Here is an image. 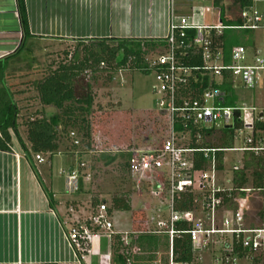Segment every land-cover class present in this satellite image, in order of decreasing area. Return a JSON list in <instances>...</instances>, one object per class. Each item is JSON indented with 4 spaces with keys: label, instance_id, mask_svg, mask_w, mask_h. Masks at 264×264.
<instances>
[{
    "label": "built area",
    "instance_id": "2783aa9c",
    "mask_svg": "<svg viewBox=\"0 0 264 264\" xmlns=\"http://www.w3.org/2000/svg\"><path fill=\"white\" fill-rule=\"evenodd\" d=\"M210 2L211 0H201ZM172 2V1H171ZM170 2V7L172 3ZM241 23L237 27H228L222 24L197 25L190 24L188 18L175 16L172 9L169 11V22L166 45L158 52H153L146 61L147 69L152 73L155 87L152 93L156 97V109L165 117V136L161 144L156 148L143 150H130L127 159V173L135 186L136 195L140 194L142 186L150 195H155L156 202L161 205L156 211V216L150 217L154 229H143L139 232H131L135 235L149 232L162 235L167 239V264H193L203 259V255L212 252L214 247H224L220 258H214L215 264H239L247 262L257 254H264V209L261 210L263 222L260 225H246L244 205L251 189H240L239 194L231 199L236 205L235 209H229V202L224 203L223 197L230 198L227 194L230 187V178L223 179L222 169H217V154L221 153H250L259 156L263 160L264 146L253 143L251 129L254 119L259 118L258 111L253 107L241 105L239 107H218L213 102L221 97L218 90L207 89L197 98H177V89L182 86L188 77L195 71L219 76L221 71H226L231 77H239L244 87H251L257 82L264 72V56L250 57L241 46H235L230 51V64L222 66L219 62V53L212 52L210 35H220L224 29H240L255 31L264 25V16L243 9L239 13ZM192 31L189 43L184 42L187 32ZM200 49V57L203 62L199 68L185 67L178 63V57L186 47ZM249 61V65H241ZM179 101V103H178ZM238 112L237 119L241 122V128L234 130L233 139L239 141V147L231 149L207 148L201 146H187L189 138L195 143L201 139L202 126L216 123V128L230 126L233 113ZM179 121L178 132H175V123ZM72 136V133L69 134ZM76 145L77 141H73ZM193 154L198 155L201 161H205L202 169H195ZM37 164L43 162L40 155H34ZM241 160L235 161L230 171L240 168ZM84 164H79L78 169L59 171L63 177V187L66 194L77 191V180L87 181L89 176L83 175L81 169ZM218 176H222L221 180ZM226 184L227 186H224ZM188 192L192 195L193 206L191 210L176 211L175 198L179 193ZM242 206V207H241ZM104 203L96 206L95 211L89 216L87 225L75 224L66 230V241L77 259H82L86 254L92 253L91 242L97 241L101 231L112 235L111 223L105 213ZM152 218H160L154 220ZM186 223V230L176 228L177 223ZM143 222V227H144ZM181 235L187 237L191 260L189 262L175 261L172 255L173 240ZM235 239L239 242L241 250L248 252V256L241 258L232 256L228 240ZM120 241L130 254H137V249L129 244L127 233H122Z\"/></svg>",
    "mask_w": 264,
    "mask_h": 264
},
{
    "label": "trees",
    "instance_id": "16d2710c",
    "mask_svg": "<svg viewBox=\"0 0 264 264\" xmlns=\"http://www.w3.org/2000/svg\"><path fill=\"white\" fill-rule=\"evenodd\" d=\"M228 2L234 9V14L230 18L222 20V24L228 27H237L241 20L239 13L243 9L250 8L253 0H211L212 6L219 2ZM17 14L21 27V41L18 48L11 56H7L0 60V151L8 152L11 137L14 136L17 145L22 151V157L33 169L32 159L34 155H45L50 159L59 152V147L64 146V142H68V146L63 147L61 153H69L73 156L77 151L76 163L73 168L78 169V156L85 154L90 149V124L88 117L92 113V104L94 93L91 91V84L100 79L111 82L113 74L119 71L139 72L149 74L147 69L148 62L146 59L154 52L155 49L164 48L165 39H94L84 42H77L76 48L80 51L78 59L74 56L66 63H58L56 67L49 71L47 75L39 80L30 83L33 89V100L40 109L35 110L21 123H16V115L19 109L13 100V92L5 85L4 72L7 61L15 57L24 48V43L29 39L25 28V17L23 12L22 0H16ZM240 29H224L220 35H210L212 42V52L219 53V64L228 66L230 64V51L237 46L231 44V32ZM249 31V30H248ZM193 35L192 31L187 32L184 42L189 43V38ZM242 47V46H241ZM243 48L246 47L243 45ZM182 55L178 57V63L185 67L199 68L203 62L200 57V49L186 47L182 51ZM264 81V72L261 75ZM217 80V81H215ZM207 89H216L222 93V96L215 100L213 104L220 107L234 108V95L232 87V77L226 71H221L219 76L205 74L201 71H195L186 82L177 89V98L194 99ZM19 95V94H18ZM22 95V94H21ZM179 103V101H178ZM50 108L54 110L51 117H45L42 109ZM236 108V107H235ZM238 112L233 113L230 126H223L218 129L208 128L201 131V139L197 143L190 137L187 146H202L207 148H234L235 140L233 139L234 130L241 128V122L237 119ZM18 124V125H17ZM179 121L175 123V132L180 130ZM21 125L28 148L19 138L16 128ZM75 132H74V131ZM72 133V136L69 134ZM251 139L253 143H260L264 146V110L260 112L259 118L254 119L251 129ZM73 141H77L74 145ZM79 149L81 153L78 152ZM64 151V152H63ZM32 156V157H31ZM217 169H222L223 156L217 154ZM123 163L119 166L120 172L125 173L127 179L131 181L127 173V159L129 154H122ZM100 160L104 161V165L111 164L115 160V156H101ZM193 163L195 169H202L205 161H201L198 155L193 154ZM83 164V163H82ZM79 170V169H78ZM83 175L84 167L81 169ZM88 175V174H87ZM230 187L232 190L227 193L230 198L223 197L224 203L229 202V209H235L236 205L231 201L234 196L240 195L239 190L249 188L251 192L264 194V168L263 160L259 156H253L250 153H243L240 162V168L231 172ZM131 189L135 186L131 181ZM82 185V177L77 180V191ZM141 191H145L142 186ZM126 193H114L109 198V205L106 206L105 213L107 218L113 212H129L130 196ZM136 194V191H135ZM264 197V195H263ZM192 195L188 192H182L175 198L176 211L191 210L193 206ZM91 207H96L104 203L94 200L90 202ZM235 205V206H234ZM263 222L262 215L258 218ZM87 225V222H85ZM137 227V226H135ZM141 228V229H140ZM176 228L186 230V223H177ZM131 232H139L143 230L142 224L133 228ZM140 229V230H137ZM127 233L129 244L137 249V254H130L129 250L123 247L120 237L121 233H114L110 236V254L116 264H152V261L158 256V252L164 255L163 261L160 263L167 264V239L162 235H155L147 232L135 234L134 236ZM66 236V231H64ZM231 254L241 258L248 256V252L241 250L239 242L235 239L228 240ZM172 255L175 261L189 262L191 254L189 243L185 235L173 240ZM78 257V256H77ZM158 258V257H157ZM251 264H264V254H257L251 259Z\"/></svg>",
    "mask_w": 264,
    "mask_h": 264
},
{
    "label": "crops",
    "instance_id": "0c3cea01",
    "mask_svg": "<svg viewBox=\"0 0 264 264\" xmlns=\"http://www.w3.org/2000/svg\"><path fill=\"white\" fill-rule=\"evenodd\" d=\"M190 1L192 0H22L25 28L30 37L27 44L40 42V45L48 46L111 38L164 39L170 8L175 16L188 18L190 24L197 25L222 24V20L234 14V9L226 1L200 12L192 8ZM256 3H264V0H253V8ZM257 39L255 36L250 40L247 37L249 41L245 45V51L248 57L264 56V39L260 42ZM20 41L21 27L16 0H0V60L11 56ZM14 59L15 57L7 61L4 72L6 86L7 81L13 77L8 75L7 69ZM260 78L261 75L257 82ZM10 90L19 109L15 122L20 123L18 116L25 111L27 105L22 100H15L19 91L15 88ZM22 103L24 105L19 106ZM36 109L40 108L36 107L34 111ZM262 110L264 109H257L259 114ZM42 112L45 117L54 114L49 108L42 109ZM16 131L28 148L21 125L17 126ZM9 135V151H0V264H116L110 254V236L105 231L100 232L97 241L91 242L93 252L82 259H77L66 241L64 231L75 224H84L95 211L96 207L90 205L94 198L99 202L108 201L107 197L100 194L95 197L92 189L84 184L75 192L74 197L66 198L63 195V179L60 187L53 177L52 168L56 163L59 166L66 163L59 171L69 170L76 163L77 152L71 156L59 151L50 159L39 154L44 159L43 162L37 164L32 159L31 169L22 157L14 136L11 132ZM63 155H68L75 163L65 162L67 156ZM47 160L48 166L41 169ZM118 214L121 212H113L108 218L112 234L130 232L131 222L122 223V218H115ZM260 224L262 222L256 218L253 225L249 226ZM123 227L128 230H123ZM209 255L207 252L203 257H207L209 261ZM152 264L163 263L156 257Z\"/></svg>",
    "mask_w": 264,
    "mask_h": 264
},
{
    "label": "rangeland",
    "instance_id": "374dc122",
    "mask_svg": "<svg viewBox=\"0 0 264 264\" xmlns=\"http://www.w3.org/2000/svg\"><path fill=\"white\" fill-rule=\"evenodd\" d=\"M190 4H192V8L199 12L206 8L212 9V5L209 2L204 3L201 0H192ZM252 8L253 4L249 9L264 16V3H256L254 10ZM230 34L232 36L231 44L243 47L253 36L258 37V42L264 39V25L261 24V27L255 31L237 30ZM212 35L216 36L214 32H212ZM247 37L249 40H247ZM75 48V43H56L48 46L40 45V42L27 44L26 41L24 43V48L15 56V59L10 63L11 66H8L7 69L9 70L8 75L11 74L13 76L12 79L7 81V86L9 89L14 90L15 88L19 91V95L14 97L15 100H22L27 105V107L25 106V111H22V114L20 113L18 116L20 123L26 118H30L29 116L34 112V108L37 107L33 100L34 91L30 83L43 78L58 63L68 62L72 56L78 59L80 51ZM158 51L159 48L154 50V52ZM248 60H251L250 56ZM249 61L241 65H249ZM103 78L102 74L100 79L91 84V91L94 93V97L92 113L88 117L90 124L89 135L91 138L90 149L85 154L81 153L82 149L78 150L81 154L78 156L79 159L77 161L84 164V173L89 176L87 181H82V185L89 186L88 188L92 189L95 197L99 194L107 197L108 201L104 203L105 207L109 205V197L112 194L129 192L130 211L121 212L115 218H122V223L131 222L130 232L141 224L143 229L152 230L154 225L149 220L151 219L150 217L156 216L153 211H156L161 206L159 201L156 202L155 195H150L149 192L142 191L138 195L135 194L134 189L131 192V181L127 179L125 173L120 172L119 166L123 163L122 154L129 153L130 150L156 148L161 144L162 138L165 136L166 120L156 109V97L152 93V88L156 84L151 72L144 74L120 71L113 74L111 82H107ZM232 87L235 107L244 105L258 109V111L262 108L264 109V82L262 78H260L259 82H255L253 86L245 88L239 77H232ZM220 94L222 96L221 92ZM23 103L19 104V106L24 105ZM212 105L215 106L214 104ZM27 108H30V111ZM50 110L55 113L53 109ZM216 125L218 124H205L202 126L201 131L208 128L218 129L219 127L216 128ZM67 144L68 142H64V146L62 144L59 150L61 151L63 147L68 146ZM239 145V141H236L234 147H239ZM67 152L64 154H69ZM63 156H67L65 162L71 161L75 163L72 158H68V155ZM101 156H115V160L111 164L104 165V161L100 160ZM238 160H241L240 153L225 152L223 154V179L230 178V167ZM48 164L49 161L47 160L41 166V169L44 166H48ZM65 165L66 163L59 166L56 163L54 168H52L54 169L52 170L54 171L53 177L57 179L60 187L63 177L59 176L58 171L64 168ZM218 177L220 180L222 179V176ZM224 186L227 185L224 184ZM63 195L66 198H71L75 196V193L66 194L63 192ZM263 195L252 191L247 196V205L245 204L244 207L246 208L243 209L245 211L246 225H253V221H256V218H260L261 210L264 209ZM94 199L97 200L96 198ZM152 219L156 221L160 218ZM143 222L145 223L144 227ZM122 229L128 230L125 227ZM223 249L224 247L222 246L214 247L209 255V261H207V257H203L201 262L206 264L205 262L207 261L208 264H215L214 258H220ZM158 253L159 255L155 257L163 261V253ZM201 262L195 261L193 264H202ZM241 263L243 262L239 264Z\"/></svg>",
    "mask_w": 264,
    "mask_h": 264
}]
</instances>
